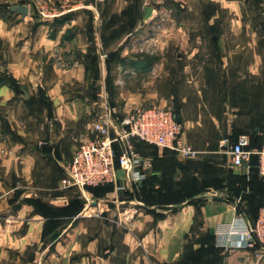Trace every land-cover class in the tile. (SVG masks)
<instances>
[{"label":"crops","instance_id":"0c3cea01","mask_svg":"<svg viewBox=\"0 0 264 264\" xmlns=\"http://www.w3.org/2000/svg\"><path fill=\"white\" fill-rule=\"evenodd\" d=\"M17 1L7 0L10 5L0 7L5 69L23 90L18 93L11 84L0 81V264H187V255L198 250L208 251L205 256L211 264H264V257L257 256L258 246H246L239 233L228 234L231 223L240 216L255 223L257 211L234 202L244 199V193L237 192L242 180L250 181L247 194L251 198H264V179L258 176L259 163L257 159L251 161L252 156L241 168L228 164L217 167L212 162L213 172H209L200 154L187 159L186 174L175 161L173 150L162 148L153 153L155 149L135 141L138 151L151 161L145 167L146 184L156 188L174 174L182 188L187 176V196L179 197L182 203L178 205L175 196L163 197L156 212L166 216L158 220L135 204L130 209L125 204V212L118 215L112 199L89 198L87 203V194L60 186L64 166L80 141L92 134L94 122L110 119L115 127L137 107L153 105L143 93L127 85L124 75H142L159 66V56L140 54L137 48L161 37L157 32L163 21L140 0H123V7L118 0L117 13L102 20L100 28L91 22L88 35H66L84 12L95 17L93 9L98 3L63 0L61 17H34L27 32L32 9L28 2ZM244 3L237 0L233 7L241 9ZM14 5H26L28 15L12 11ZM18 18L22 19L17 22ZM145 25L154 26L146 36L138 32ZM124 26L130 27V32L123 31ZM20 30H24L23 36ZM236 52L233 49L231 55ZM61 53L71 60V68L60 66ZM4 71L0 68V76ZM120 76L124 77L123 85L118 83ZM74 83L77 87L71 88L76 92L72 95L69 87L68 91L64 87ZM92 89H98L95 95ZM178 118L186 130L188 123L193 126L186 116ZM259 122L252 115L235 111L217 119L216 134L209 136L238 138L247 134L250 144L258 146L261 140L252 138H264V126ZM257 146L251 155H256ZM223 167L231 170L227 173ZM215 168L219 169L220 186L209 182L210 174L216 175ZM238 171L246 178L229 175ZM120 183L125 189L133 184L123 179ZM92 205L95 210L103 205L102 217L88 214ZM209 236L213 237L211 242Z\"/></svg>","mask_w":264,"mask_h":264},{"label":"rangeland","instance_id":"374dc122","mask_svg":"<svg viewBox=\"0 0 264 264\" xmlns=\"http://www.w3.org/2000/svg\"><path fill=\"white\" fill-rule=\"evenodd\" d=\"M6 1L0 0V7L6 8L9 4ZM21 1L28 2L32 9L27 32L33 25L34 17L40 18V20L57 19L61 17L60 13L63 11L61 4L64 5L63 0H20L17 2ZM117 1L96 0L98 7L93 9L96 16L94 17L89 11L84 12L79 20H76L77 25L70 27L66 35L68 33L88 35L92 28V26L89 27L91 22L100 28L102 20H108L113 13H117ZM140 1L142 6L150 9L151 14H155L154 17H158L163 22L160 26L161 30L157 32L161 33V37L150 43L145 42L143 46L140 45L137 52L159 56V61H157L159 66H155L151 72L142 75L137 74L133 77L124 75L126 81L129 82L127 85L131 89L143 93L145 96L142 95V97L148 98L149 102L153 101L152 104H159L171 109L177 117L184 118L186 116L187 119L193 121V126L194 122L198 121L194 127L188 123L187 130L182 123L183 135L198 150L199 155L201 154L205 165L211 169L209 172H213L212 162L216 163L217 167L221 164L232 166L229 162L227 146L222 144L226 138L209 135L216 134L215 121L217 119L229 117L235 111L244 115H252L264 126V15L261 11L262 0H245L241 9L233 7L237 0H233V2H229L231 0ZM119 6H124L123 0ZM7 16L8 18L12 17L10 14ZM124 16H128L127 13ZM238 18H242L240 22H237ZM19 19L22 18H18L17 22ZM34 27L33 29H35ZM153 28L154 26L151 28L145 25L138 32L143 31L146 36L151 33ZM129 29L131 28L128 26L123 27V31ZM23 31L20 30L19 35L23 36ZM233 35L238 36L234 37ZM222 38L224 41H221ZM233 49L238 52L232 56ZM2 51H6V45L0 41V68L7 71L5 69L7 61ZM61 56L63 59L58 60L60 66L64 69L71 68L73 66L71 60L65 54L61 53ZM91 65V68L94 69L95 65ZM98 73L95 71V76H98ZM123 78L121 76L118 78L119 85H123ZM53 79L55 78L53 77ZM76 85L77 83L66 84L64 88L67 90L69 87V92L75 95ZM72 87L74 88L71 89ZM124 88L122 87V89ZM92 90L91 93L95 95L98 89L95 92L94 89ZM111 92L114 93V91ZM199 129H203L204 132H199ZM206 133L208 136H203ZM229 139L235 140V138ZM148 147L151 146L148 145ZM152 148L155 149L153 153L162 149ZM175 161L180 162L181 171L185 170L187 174V159L176 155ZM227 168L225 169L229 173L231 169ZM215 173V176H211V174L209 176L212 186L218 185V168H215ZM242 174V171H238L231 172L229 175L239 177ZM207 177L208 172H205V179ZM121 179L126 180L121 175L119 183H113V186L101 193L87 187L73 189L76 190H74L75 192L78 191L77 193L87 194L89 196L86 198L87 203L90 201L89 198L112 199L114 202L111 205L115 206L118 215L125 212V204L128 208L135 204L137 207H141V210L153 213L157 220L166 216V213L156 212L162 205L160 202L163 197L169 195L179 199L187 191V176L183 179L182 188L178 186L181 180L177 179L174 174L165 181H161L162 184L156 188L151 184H146L147 178H145L141 182H132L133 184L126 189L119 190V186L123 184L120 183ZM196 185L190 187L194 188ZM248 189V187L243 188L241 184L240 194H247ZM174 190L177 193H167ZM225 200L226 198L223 197V201ZM261 201L260 197L250 203L246 199L234 200L235 203L247 209H256ZM180 203L182 202L180 201L177 205ZM107 204L110 205V202ZM92 207L93 205L90 206L89 215L103 216V205H99L96 210ZM106 209L104 208V210ZM207 252L205 251L204 254L206 255ZM197 253V251H191V255H196L195 258H192L196 262H198L196 259H201Z\"/></svg>","mask_w":264,"mask_h":264},{"label":"built area","instance_id":"2783aa9c","mask_svg":"<svg viewBox=\"0 0 264 264\" xmlns=\"http://www.w3.org/2000/svg\"><path fill=\"white\" fill-rule=\"evenodd\" d=\"M261 6L264 15V0ZM135 141L171 149L185 159L199 155L198 150L184 138L182 124L171 109L159 104L137 107L115 127L110 119L94 122L92 134L82 139L72 159L65 165L60 186L73 189L117 184L120 173L130 182L143 181L145 167L151 161L138 151ZM222 144L227 146L233 167L241 168L250 162L253 152L248 149L250 137L247 134L240 135L235 141L226 138ZM256 154L259 173L264 178V140ZM122 188L120 185L118 189ZM237 233L243 236L246 246H258V258L264 257V202L254 224L242 216L231 223L228 234Z\"/></svg>","mask_w":264,"mask_h":264},{"label":"trees","instance_id":"16d2710c","mask_svg":"<svg viewBox=\"0 0 264 264\" xmlns=\"http://www.w3.org/2000/svg\"><path fill=\"white\" fill-rule=\"evenodd\" d=\"M128 12H129V15H131V11H130V9L128 10ZM0 81H5V82H8L9 84H11L12 85V87H14L15 89H16V91L18 92V93H21L22 91L20 90L21 88H20V85L16 82V80L14 79V77L13 76H11V75H9L6 71H4V74H2L1 76H0ZM261 140L260 141V144L257 146V145H252V143L249 145V149L250 150H252V148H254L255 146H257L258 147V149L259 148H261V146H262V144H263V138H259V137H253L252 138V140L253 141H256V140ZM235 140H237V138H235ZM235 140H233V141H235ZM141 142V141H140ZM141 143H144V144H146V145H149V146H151V147H157V146H155V145H150V144H147V143H145V142H141ZM173 153H175L174 151H173ZM252 156V159H251V161H254L255 159H257L258 160V155L256 154H253V155H251ZM207 167H209V166H207ZM213 167V166H212ZM211 167V168H212ZM257 174H258V176H260L261 178H263L261 175H260V173H259V169L257 170ZM244 176V177H243ZM243 176H240V178H242L243 177V179L244 178H246L245 177V175H243ZM264 179V178H263ZM243 181V183H242V187L244 188V187H248V184H249V182L250 181H247V179L246 180H242ZM221 185L222 184V182H220V183H218V185ZM219 185V186H220ZM111 186H113V184L112 183H109V184H105V185H100V186H95V187H92V186H89V187H87V188H90V189H96V191H98L99 193H101V192H104V191H106L109 187H111ZM199 190V189H198ZM237 192L238 193H240V186H238V188H237ZM249 192H250V189H249ZM248 192V193H249ZM184 195L185 196H187V191L184 193ZM246 197V198H245ZM262 198V201L260 202V204L257 206V208L255 209H249V210H256L257 211V214H256V216L254 217V221H256V219H257V217H258V214H259V210H260V208H261V206L263 205V202H264V198L263 197H261ZM244 199H246V200H249V203L250 202H252V201H255L256 199H254V197H252L251 198V196L249 195V194H244ZM257 200H258V198H257ZM175 201L176 202H179L180 200H178V199H175ZM241 207H243V206H241ZM211 238L213 239V237H210L209 236V239H210V242H211ZM214 240H215V238H214ZM198 253H197V255H199L200 256V260L199 259H196L198 262H196V261H194V259L192 260V258H195V256L196 255H191V254H189V257H188V255H187V264H211V260L210 259H208L206 256H205V254H204V252H205V250H198L197 251ZM186 260V259H185ZM215 260V259H214ZM177 264H183L182 262H179V263H177Z\"/></svg>","mask_w":264,"mask_h":264},{"label":"water","instance_id":"95a60500","mask_svg":"<svg viewBox=\"0 0 264 264\" xmlns=\"http://www.w3.org/2000/svg\"><path fill=\"white\" fill-rule=\"evenodd\" d=\"M12 11H15L19 14H22L24 16L28 15L29 13V8L26 5H14L11 8ZM27 95V94H26ZM178 120L180 121V119L178 118Z\"/></svg>","mask_w":264,"mask_h":264}]
</instances>
